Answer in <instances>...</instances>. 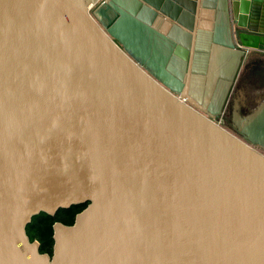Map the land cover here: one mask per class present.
Masks as SVG:
<instances>
[{"label": "water", "instance_id": "obj_1", "mask_svg": "<svg viewBox=\"0 0 264 264\" xmlns=\"http://www.w3.org/2000/svg\"><path fill=\"white\" fill-rule=\"evenodd\" d=\"M162 1L0 0V264H264V122H214L264 0H219L213 98L206 53L169 74L142 49ZM83 203L51 256L29 241Z\"/></svg>", "mask_w": 264, "mask_h": 264}, {"label": "crops", "instance_id": "obj_2", "mask_svg": "<svg viewBox=\"0 0 264 264\" xmlns=\"http://www.w3.org/2000/svg\"><path fill=\"white\" fill-rule=\"evenodd\" d=\"M259 6L264 10L263 1ZM151 8L153 12L155 9ZM219 10V0H163L160 9L153 13L154 15L150 13L151 18L148 20L147 28L141 33V36H144L141 42L145 43L142 49L148 58L155 61L153 66L156 67V71L169 74L183 72L189 63L187 59L193 47V56L197 55V58L206 53L209 58H206L205 64L198 65L193 59L190 66L192 69L197 67L196 72L200 70V74L204 75L200 81L201 91L205 94V91L209 90L210 98H213L212 90L216 86L208 76L214 69H220L213 66L215 59H210L214 26L221 22ZM136 11L140 12V9L136 7ZM209 82H212L210 87H208ZM230 97L225 111L230 126L233 125V119L246 126L256 118L264 122L263 50L251 48L247 50ZM259 150L264 153L260 148Z\"/></svg>", "mask_w": 264, "mask_h": 264}, {"label": "trees", "instance_id": "obj_3", "mask_svg": "<svg viewBox=\"0 0 264 264\" xmlns=\"http://www.w3.org/2000/svg\"><path fill=\"white\" fill-rule=\"evenodd\" d=\"M86 204H74L67 208H60L52 216H47L45 212H39L32 216L30 222L25 226V233L29 241L37 240L39 242V252L51 256L53 248V224L60 222L64 225H72L75 215Z\"/></svg>", "mask_w": 264, "mask_h": 264}, {"label": "flooded vegetation", "instance_id": "obj_4", "mask_svg": "<svg viewBox=\"0 0 264 264\" xmlns=\"http://www.w3.org/2000/svg\"><path fill=\"white\" fill-rule=\"evenodd\" d=\"M223 125L225 126L226 129L234 133V130L231 128V126L228 123V120H223Z\"/></svg>", "mask_w": 264, "mask_h": 264}, {"label": "built area", "instance_id": "obj_5", "mask_svg": "<svg viewBox=\"0 0 264 264\" xmlns=\"http://www.w3.org/2000/svg\"><path fill=\"white\" fill-rule=\"evenodd\" d=\"M183 101H185V100H183ZM187 103V102H186ZM214 122L216 123V124H219L221 127H223V128H225V126L223 125V121H215L214 120ZM226 129V128H225Z\"/></svg>", "mask_w": 264, "mask_h": 264}]
</instances>
